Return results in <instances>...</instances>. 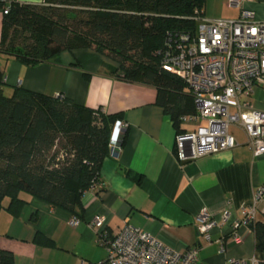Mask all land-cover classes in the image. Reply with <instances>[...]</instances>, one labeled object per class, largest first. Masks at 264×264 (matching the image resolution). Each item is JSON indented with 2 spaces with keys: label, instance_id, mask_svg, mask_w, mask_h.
<instances>
[{
  "label": "crops",
  "instance_id": "crops-1",
  "mask_svg": "<svg viewBox=\"0 0 264 264\" xmlns=\"http://www.w3.org/2000/svg\"><path fill=\"white\" fill-rule=\"evenodd\" d=\"M226 3L204 0V16L236 18L238 9ZM244 6L257 18L264 17V0H246ZM2 16L0 8V39ZM3 65L0 89L4 95L10 96L16 87L51 97L61 95L87 108L119 113L127 125L120 135L118 154L101 163L102 188L83 193L77 225L69 223L74 215L70 210L27 192H20L21 201L11 206L4 198L0 249L12 253L15 264L104 260L107 251L91 224L96 216L105 219L108 234L127 223L174 251L196 247L195 264H264V248H257L252 227L237 228L241 243L231 240L233 225L241 218L240 207L250 203L256 188L264 184V155H253L245 133L234 137L237 145L231 149L181 162L175 149L177 132L170 115L156 102V88L124 80L116 70L117 63L94 47L64 49L35 67L13 59ZM254 102L258 106L259 100ZM196 125L181 122L180 127L188 131ZM202 209L217 222L210 230V240L198 229ZM257 221L261 222L259 214Z\"/></svg>",
  "mask_w": 264,
  "mask_h": 264
},
{
  "label": "trees",
  "instance_id": "trees-1",
  "mask_svg": "<svg viewBox=\"0 0 264 264\" xmlns=\"http://www.w3.org/2000/svg\"><path fill=\"white\" fill-rule=\"evenodd\" d=\"M4 5L0 1V8ZM203 5L204 0L13 1L2 12L0 85L9 59L35 67L64 49L94 47L117 63L124 80L156 88V102L176 132H184L181 117L195 112L193 99L179 76L161 68L154 51L168 33H193V17ZM22 33L28 41L21 48L15 37ZM121 119L65 97L21 87L7 96L0 89V209L4 198L11 206L27 192L80 219L81 197L100 181L114 124ZM251 227L257 248H264V224ZM0 264H15L13 254L0 249Z\"/></svg>",
  "mask_w": 264,
  "mask_h": 264
},
{
  "label": "built area",
  "instance_id": "built-area-1",
  "mask_svg": "<svg viewBox=\"0 0 264 264\" xmlns=\"http://www.w3.org/2000/svg\"><path fill=\"white\" fill-rule=\"evenodd\" d=\"M0 1L5 4L2 12H6L9 4L17 0ZM245 1L227 0L228 7L238 9L236 18H207L200 9L193 17V33H168L164 46L154 51L162 69L178 71L195 107V112L182 116L181 121L197 123L196 127L176 134V155L181 162L235 147L230 125L245 133L254 156L264 155V17L257 18L253 10L244 6ZM253 96L262 107L252 101ZM126 126L122 120L115 122L111 156L118 154L120 135ZM102 186L100 181L93 185ZM227 214L224 212V219ZM258 214L264 224V184L256 188L250 203L240 207L241 218L233 225L232 242L243 241L237 228L256 224ZM197 222L200 233L210 240L216 220L202 209ZM69 223L75 226L79 219L72 216ZM91 224L107 255L90 264H195L198 260L196 247L174 251L147 231L127 223L113 234L107 233L102 216L94 217Z\"/></svg>",
  "mask_w": 264,
  "mask_h": 264
},
{
  "label": "rangeland",
  "instance_id": "rangeland-1",
  "mask_svg": "<svg viewBox=\"0 0 264 264\" xmlns=\"http://www.w3.org/2000/svg\"><path fill=\"white\" fill-rule=\"evenodd\" d=\"M27 37H28V33H22V34H19L18 36L15 37V43L18 45V47H21L22 48L23 45H25V43H27V41H28L27 40ZM170 71L172 73H174L175 75H179L178 71H176L175 69H171ZM185 91L188 92V90H185ZM261 95H262V93L259 91L258 92V96H261ZM254 98L255 97L253 96L252 97V101L253 102H254ZM257 103H258V106L259 107L262 106V103L261 102H257ZM229 132H230V134L234 135V137H236V138L243 137V135H244V132L241 129H239L236 125H230Z\"/></svg>",
  "mask_w": 264,
  "mask_h": 264
}]
</instances>
